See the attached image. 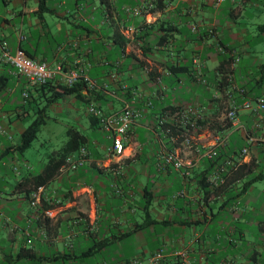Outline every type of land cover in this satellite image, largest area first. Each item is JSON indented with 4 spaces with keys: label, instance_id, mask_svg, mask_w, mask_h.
Instances as JSON below:
<instances>
[{
    "label": "crops",
    "instance_id": "1",
    "mask_svg": "<svg viewBox=\"0 0 264 264\" xmlns=\"http://www.w3.org/2000/svg\"><path fill=\"white\" fill-rule=\"evenodd\" d=\"M147 1L0 0V38L10 51L21 47L36 60L79 70L87 84L96 83L82 91L84 99L64 95L47 107L68 111L79 125L85 106L87 158L77 170H59L32 208L14 191L17 181L35 174L15 146L29 111L34 115L44 104V93L32 89L24 100L25 78L0 60V264H121L133 258L146 264L160 247L166 256L159 264H180L172 255L179 249L187 251L190 264H264V110L240 108L232 127L206 124L192 147L174 146L186 174L164 161L173 142L156 124L167 106H190L209 123L223 118L230 97L238 104L250 99L253 106L264 97V31L258 29L264 0H164L162 8L154 4L138 14L123 9ZM223 76L226 84L219 86ZM196 84L201 89L190 92ZM126 103L140 116L121 153H107L113 138L88 107L114 113ZM21 110L28 111L26 118L15 116ZM69 128L77 129L69 125L65 135ZM248 136L256 140L248 143ZM218 137L225 141L215 161L204 152ZM221 162L222 168L251 169L232 175L219 192L203 189V174L209 177Z\"/></svg>",
    "mask_w": 264,
    "mask_h": 264
},
{
    "label": "built area",
    "instance_id": "2",
    "mask_svg": "<svg viewBox=\"0 0 264 264\" xmlns=\"http://www.w3.org/2000/svg\"><path fill=\"white\" fill-rule=\"evenodd\" d=\"M156 0H149L140 6H129L123 7L124 11L128 14L134 13L138 14L141 11H148L154 4ZM128 34V29L125 30ZM125 34V35H126ZM0 60L11 64L16 72L23 76L29 87L45 84L48 82L56 81L59 84L71 86L79 78L85 79V76L79 70H65L62 64L56 63L52 66L48 65L45 61L36 60L28 56L21 47H17L13 52L9 50L6 42L0 38ZM228 81L232 80L231 75L227 76ZM95 82H88V86H95ZM106 87V85L104 86ZM238 94L244 95V90L242 88H237ZM25 100L27 97V91L22 93ZM147 104H151L150 101ZM240 108L246 110H264V97H260L256 100L255 106H253L250 99L244 100L242 104H238L237 101L230 97L229 104L225 108L223 113V118L227 119L231 123V127L235 124L237 118V112ZM88 113L96 119V122L108 137L113 138V142L107 147V153H121L123 150V141L127 139L128 132L132 124L140 116V110L133 108L130 104L126 103L125 106L119 112L105 113L101 108L89 105ZM200 115L194 108L188 106H175L174 110H167L161 112L156 116V124L160 129H164V125H168L171 128H175L176 134H171L170 141L175 144L177 139L181 138V144L186 147H192L195 143L196 132L200 129L197 124V119ZM165 128L166 132H169V128ZM0 131H3L0 127ZM256 139L253 136L247 137V142H254ZM225 139L218 137L212 146L208 147L204 155L208 158H213L217 155V146L223 144ZM247 148L243 147L240 149L239 154L245 155ZM87 158V150L85 146H81L77 151L66 156L63 165H61L59 170H77L81 167ZM163 159L166 163H170L177 170L183 171L186 174V170L183 169L184 161L180 156L177 148H170L164 153ZM223 168L220 169V171ZM224 171H222V174ZM219 171L213 172L208 177V182L212 188L217 187L219 184L225 182V177ZM43 186H38L36 189L32 190L29 195V205L32 208H37L42 199ZM44 215H51L49 209L43 210ZM175 260L180 264H190L188 253L186 250L179 249L172 252ZM166 256V249L160 247L156 249L149 257L146 259V264H159ZM121 264H143V260L140 258H133L127 262H122Z\"/></svg>",
    "mask_w": 264,
    "mask_h": 264
},
{
    "label": "trees",
    "instance_id": "3",
    "mask_svg": "<svg viewBox=\"0 0 264 264\" xmlns=\"http://www.w3.org/2000/svg\"><path fill=\"white\" fill-rule=\"evenodd\" d=\"M164 0H157L155 3V9H160L164 5ZM41 8H39V11ZM258 29L260 31H264V24H260L258 26ZM126 43L125 39H121L120 46H124ZM262 68L264 69V63L262 64ZM220 85L221 84H226L225 82V76L222 77V80H219ZM37 90L40 92V94L43 92L44 93V104L38 108L36 113L34 115L28 113V116L30 117V122L25 126V128L22 130L20 133V141L19 143L15 146V150L19 154H23V152L28 149L32 143V141L35 139L40 127L45 123L46 117H47V107L56 102L59 98L63 97L64 95H74L77 99H84V95L82 93L83 90L88 89V84L83 78H79L73 85L67 86L63 84H57L53 85L52 82H48L45 84L41 85H36L29 87L27 91V97L25 100L30 97V91ZM24 99V98H23ZM24 105H22L23 107ZM175 106H167L163 108L162 112H165L167 110H174ZM27 110H21V111H16L15 116L18 118H26L27 116ZM32 115V116H31ZM93 117V116H92ZM94 118V117H93ZM96 121V119L94 118ZM208 119L206 118H198L197 119V124L202 127L204 125H208L210 129L216 128L217 130H225L231 127V123L225 119L222 118L220 120H211L207 121ZM170 127L168 125H164V131L165 128ZM169 132H167V142L170 141V135L171 134H176L177 131L175 128H169ZM87 142L86 136L80 132L79 130L75 128H69L66 130V140L64 144L58 148L57 150H54L48 157V160L43 167V169L35 174H29L24 177H22L19 181L16 182L14 186V191L15 192H20L23 193L24 196L28 199L30 192L34 189H36L38 186H45L48 182H50L58 173L61 165H63L64 160L66 156L69 154L77 151L81 146H85ZM181 142V138L179 137L177 139V142L171 146H176L178 143ZM170 143V142H169ZM217 155L213 157V159L216 161L220 157V151L221 149L217 150ZM225 162H221L218 164L216 167V171L221 172L224 171L222 174L225 177V182L222 184H219L217 187L212 188L210 186V183L208 182V173L203 174L201 178V186L205 190H209V188H212V193L219 192L222 190L224 187H226V184L228 183V180L232 175L238 174L240 171L244 170H250L251 165L250 164H240V165H229L228 167L224 168L223 170L220 171L222 168V165H224ZM248 183V182H247ZM146 215L148 216V213L146 212ZM20 251L22 252H29L30 249L28 248H20Z\"/></svg>",
    "mask_w": 264,
    "mask_h": 264
},
{
    "label": "rangeland",
    "instance_id": "4",
    "mask_svg": "<svg viewBox=\"0 0 264 264\" xmlns=\"http://www.w3.org/2000/svg\"><path fill=\"white\" fill-rule=\"evenodd\" d=\"M201 89L199 84H196L194 88L190 90V92H196ZM182 92V91H180ZM191 94V93H190ZM85 106H80L79 116L81 118V123L79 125L75 124L70 120L69 112L63 111V113H56L54 110L49 109L47 111L46 123L42 125L35 137L32 141L30 147L26 149L23 154H18V159H27V161L32 166V173H36L41 169L43 165V161H46L47 154L53 150L60 148L66 140L65 128L69 125H74L81 132H86L87 127V117L84 113ZM30 114L33 115V110L29 111ZM30 122V118L24 121V125L26 126ZM16 139H19V135H16ZM8 166V165H7ZM5 174H7V178L12 181L13 171L9 168H3ZM9 249V247L7 248Z\"/></svg>",
    "mask_w": 264,
    "mask_h": 264
}]
</instances>
